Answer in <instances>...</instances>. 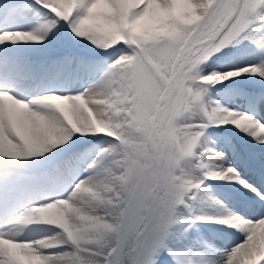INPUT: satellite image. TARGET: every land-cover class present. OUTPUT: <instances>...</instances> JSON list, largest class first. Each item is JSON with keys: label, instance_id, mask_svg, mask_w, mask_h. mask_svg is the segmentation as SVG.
I'll return each instance as SVG.
<instances>
[{"label": "snow or ice", "instance_id": "1", "mask_svg": "<svg viewBox=\"0 0 264 264\" xmlns=\"http://www.w3.org/2000/svg\"><path fill=\"white\" fill-rule=\"evenodd\" d=\"M0 264H264V0H0Z\"/></svg>", "mask_w": 264, "mask_h": 264}, {"label": "bare ground", "instance_id": "2", "mask_svg": "<svg viewBox=\"0 0 264 264\" xmlns=\"http://www.w3.org/2000/svg\"><path fill=\"white\" fill-rule=\"evenodd\" d=\"M241 143H243V142H241ZM244 146H247V145H244ZM246 171H248V169H247V167H246V169H245ZM251 174V173H250ZM252 175V174H251ZM258 177L256 176V177H254V178H252V179H257ZM227 192H232L231 190H225V189H220V188H217V195L221 198V199H224V200H226V201H228L229 203H236L235 201H233L232 200V198L229 196V195H231V194H228ZM206 233H208V234H211L210 232H207V231H205Z\"/></svg>", "mask_w": 264, "mask_h": 264}, {"label": "rangeland", "instance_id": "3", "mask_svg": "<svg viewBox=\"0 0 264 264\" xmlns=\"http://www.w3.org/2000/svg\"><path fill=\"white\" fill-rule=\"evenodd\" d=\"M226 135H233V133L229 132V133H227ZM240 142H243V141H240ZM244 147L248 148V146H244ZM248 151H249V152H253L254 150L251 149V148H249ZM256 176H257V175H256L255 173H252V178H254V177H256ZM218 183H219V182H218ZM231 190H232V189H231ZM232 200L236 202L235 198H234V199L232 198ZM205 231L211 233V234L206 233V234L209 235V237L211 238L212 234L215 233L216 229H214V228H209V229H205Z\"/></svg>", "mask_w": 264, "mask_h": 264}]
</instances>
